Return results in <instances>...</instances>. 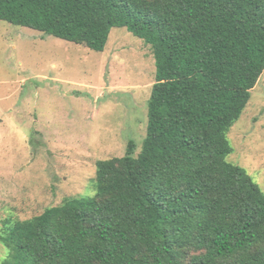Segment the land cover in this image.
<instances>
[{
  "label": "trees",
  "instance_id": "16d2710c",
  "mask_svg": "<svg viewBox=\"0 0 264 264\" xmlns=\"http://www.w3.org/2000/svg\"><path fill=\"white\" fill-rule=\"evenodd\" d=\"M0 20L96 52L126 28L156 65L140 153L9 226L3 264H264V192L227 160L264 72V0H0Z\"/></svg>",
  "mask_w": 264,
  "mask_h": 264
},
{
  "label": "rangeland",
  "instance_id": "374dc122",
  "mask_svg": "<svg viewBox=\"0 0 264 264\" xmlns=\"http://www.w3.org/2000/svg\"><path fill=\"white\" fill-rule=\"evenodd\" d=\"M153 51L126 28L103 52L0 20V264L9 226L94 196L96 163L136 155L148 127ZM232 164L264 192V72L228 134Z\"/></svg>",
  "mask_w": 264,
  "mask_h": 264
}]
</instances>
